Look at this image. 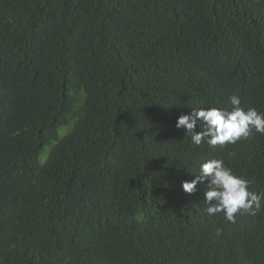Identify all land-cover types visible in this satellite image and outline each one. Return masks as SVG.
Instances as JSON below:
<instances>
[{"label":"trees","instance_id":"1","mask_svg":"<svg viewBox=\"0 0 264 264\" xmlns=\"http://www.w3.org/2000/svg\"><path fill=\"white\" fill-rule=\"evenodd\" d=\"M230 95L264 113V0H0V264H264V200L181 187L221 158L264 193V135L175 127Z\"/></svg>","mask_w":264,"mask_h":264},{"label":"clouds","instance_id":"2","mask_svg":"<svg viewBox=\"0 0 264 264\" xmlns=\"http://www.w3.org/2000/svg\"><path fill=\"white\" fill-rule=\"evenodd\" d=\"M228 102L230 109L192 108L190 113L177 117L175 127L183 128L195 145L206 143L211 147L234 145L257 133L264 135V113L253 107H241L238 95H230ZM201 183L206 187L204 202L209 216L223 214L226 221L235 223L237 214L255 215L262 207L264 193L250 190L254 181L235 174L221 158L201 162L195 178L183 181L181 187L192 194Z\"/></svg>","mask_w":264,"mask_h":264}]
</instances>
